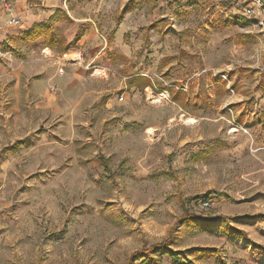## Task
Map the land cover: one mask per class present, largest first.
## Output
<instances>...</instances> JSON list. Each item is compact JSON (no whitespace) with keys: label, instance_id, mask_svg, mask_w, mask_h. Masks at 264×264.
I'll use <instances>...</instances> for the list:
<instances>
[{"label":"rangeland","instance_id":"rangeland-1","mask_svg":"<svg viewBox=\"0 0 264 264\" xmlns=\"http://www.w3.org/2000/svg\"><path fill=\"white\" fill-rule=\"evenodd\" d=\"M6 1L0 264H264V0Z\"/></svg>","mask_w":264,"mask_h":264},{"label":"trees","instance_id":"trees-1","mask_svg":"<svg viewBox=\"0 0 264 264\" xmlns=\"http://www.w3.org/2000/svg\"><path fill=\"white\" fill-rule=\"evenodd\" d=\"M103 162L105 163V165L108 164V161L106 159H103ZM160 245H161L160 248L157 245H153L152 247H150L148 249L143 248V249L135 252L131 256V260L132 261L138 260V259L144 257V255L146 253H150L151 250H153L154 252H162V253H165V254H169L171 257H174V258H179V253L177 251H173L170 248H168L166 243H161ZM155 262L158 263V264H160L158 262L157 258L155 259Z\"/></svg>","mask_w":264,"mask_h":264},{"label":"built area","instance_id":"built-area-1","mask_svg":"<svg viewBox=\"0 0 264 264\" xmlns=\"http://www.w3.org/2000/svg\"><path fill=\"white\" fill-rule=\"evenodd\" d=\"M4 1L6 2V5L8 7L10 3L8 1H6V0H4ZM252 1L254 3V2H259L260 0H252ZM247 12L248 13H252L253 12V9L252 8H249V9H247Z\"/></svg>","mask_w":264,"mask_h":264},{"label":"bare ground","instance_id":"bare-ground-1","mask_svg":"<svg viewBox=\"0 0 264 264\" xmlns=\"http://www.w3.org/2000/svg\"><path fill=\"white\" fill-rule=\"evenodd\" d=\"M75 58H78V59H80V57L78 56V55H76V57Z\"/></svg>","mask_w":264,"mask_h":264}]
</instances>
